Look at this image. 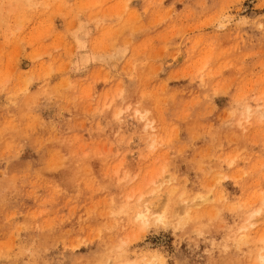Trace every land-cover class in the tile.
<instances>
[{"label": "rangeland", "instance_id": "374dc122", "mask_svg": "<svg viewBox=\"0 0 264 264\" xmlns=\"http://www.w3.org/2000/svg\"><path fill=\"white\" fill-rule=\"evenodd\" d=\"M261 255L264 0H0V264Z\"/></svg>", "mask_w": 264, "mask_h": 264}, {"label": "bare ground", "instance_id": "6f19581e", "mask_svg": "<svg viewBox=\"0 0 264 264\" xmlns=\"http://www.w3.org/2000/svg\"><path fill=\"white\" fill-rule=\"evenodd\" d=\"M85 24L86 25L82 24L83 26H80L78 30H75L76 31L75 36L78 38L77 40L79 42V49L77 51V57L79 58L77 59L78 60L77 66L79 67L87 66L92 62V63H100L106 68L112 69L120 65L128 56L129 49L126 46H117V47H112V48L102 50V51L87 50L86 38L91 29L89 28V26H87V23ZM198 199H202L203 202L208 200V198H205L202 195H199ZM260 211H261V208H259L255 212L259 213ZM155 214L158 215V218H157L158 220L163 221L164 216L159 215L158 212L155 211V209H152V207H149L148 205H145L144 209L138 213L137 217L138 219H141L143 222L146 223L147 221H149L150 217ZM261 256H262V262L264 263V255H261Z\"/></svg>", "mask_w": 264, "mask_h": 264}]
</instances>
